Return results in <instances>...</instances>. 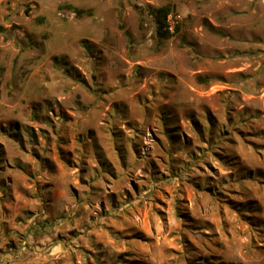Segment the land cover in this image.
<instances>
[{"label": "rangeland", "instance_id": "rangeland-1", "mask_svg": "<svg viewBox=\"0 0 264 264\" xmlns=\"http://www.w3.org/2000/svg\"><path fill=\"white\" fill-rule=\"evenodd\" d=\"M0 264H264V0H0Z\"/></svg>", "mask_w": 264, "mask_h": 264}, {"label": "trees", "instance_id": "trees-1", "mask_svg": "<svg viewBox=\"0 0 264 264\" xmlns=\"http://www.w3.org/2000/svg\"><path fill=\"white\" fill-rule=\"evenodd\" d=\"M161 15H156V28H157V34L160 37L164 36H170L172 33L168 30L167 28V23H166V17L168 14V9L166 8H161L159 9Z\"/></svg>", "mask_w": 264, "mask_h": 264}, {"label": "built area", "instance_id": "built-area-1", "mask_svg": "<svg viewBox=\"0 0 264 264\" xmlns=\"http://www.w3.org/2000/svg\"><path fill=\"white\" fill-rule=\"evenodd\" d=\"M177 20L175 17L170 15L167 19V28L169 31H174L176 28Z\"/></svg>", "mask_w": 264, "mask_h": 264}]
</instances>
